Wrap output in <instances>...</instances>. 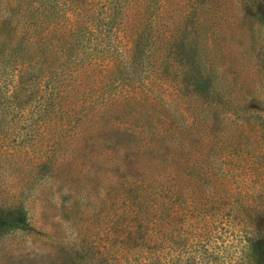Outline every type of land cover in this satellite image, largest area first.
I'll return each instance as SVG.
<instances>
[{
    "label": "rangeland",
    "instance_id": "374dc122",
    "mask_svg": "<svg viewBox=\"0 0 264 264\" xmlns=\"http://www.w3.org/2000/svg\"><path fill=\"white\" fill-rule=\"evenodd\" d=\"M162 1L131 0L129 8L135 15L144 10L163 15ZM52 2L43 0L36 10V0H0L4 38L8 34L14 41L33 27L41 43L27 60L36 64L23 65L16 76L17 66H0V206L20 204L28 220L27 228L0 234V264H147V258L155 264H264V251L249 247L264 239V138L259 140V129L248 124L233 142L221 143L216 136L232 128L222 116L229 109L221 112L213 130L217 143L198 148L193 142L186 167L185 162L180 166L186 171L184 186L174 185L163 196L170 203L166 213L173 228L165 235L144 233L127 219L124 209H130L116 203L110 190L107 143L127 136L115 127L124 121L132 127L156 125L158 100L145 96L142 87V98L120 99L126 86L136 83L127 80L129 69L117 47L104 57L91 50L98 60H119L116 68L94 66L85 75L74 73V33L62 31L66 20L60 17L74 16V0H54L57 18L45 16ZM198 3L202 25L196 31ZM38 8L43 12L39 25ZM262 8L264 0H169L170 25L156 23L155 44L167 57L152 65L148 56L131 64L137 75L154 80L155 94L168 92L169 100H176L170 104L187 108L186 113L191 103L178 95L208 64L215 81L224 79V88H215L233 95L232 106L244 107L242 94L257 100L264 94V22L255 18ZM165 34L169 38L163 45ZM144 43L141 50H149ZM13 87L17 92L11 101ZM231 113L240 119L242 110ZM217 203L219 210L210 209ZM115 211L124 216L112 217Z\"/></svg>",
    "mask_w": 264,
    "mask_h": 264
},
{
    "label": "trees",
    "instance_id": "16d2710c",
    "mask_svg": "<svg viewBox=\"0 0 264 264\" xmlns=\"http://www.w3.org/2000/svg\"><path fill=\"white\" fill-rule=\"evenodd\" d=\"M42 2L43 0H36L34 3L36 8L34 9L37 10ZM130 2L131 0H74V16L71 14L60 15L66 20L62 31L71 35L74 33V73L85 72V75L94 66H99L100 71L116 68L119 65V60L115 63L116 59L98 60L93 57L91 50L94 52L98 49L101 53L99 55L104 57L114 47H117L116 49L123 56L121 60H125L124 64L127 70L129 69L127 80L132 77L136 83L134 86H126L125 91L119 94L120 99H125L126 103L130 98H142V88L145 90V96L149 99L157 98L159 103L157 124L150 126V124L142 123L132 127L129 122L124 121L123 126H115L116 128H123L127 136L109 140L107 155L112 170L110 190L116 195V203L130 209L123 208L124 212L129 215L127 219L131 222L134 221L144 233L157 232V235H165L169 233L170 226L173 224L170 223L171 213L170 220L166 213L170 203L163 199V196L170 195L171 187L174 185L176 188L179 185L184 186L187 154L192 143H197L198 148L206 147L212 141L217 143L213 130L220 121V113L225 112L226 109L231 112L239 109L242 110V114L238 116L241 117L240 119H236V116L229 111L222 114L225 119L232 122V128L229 132H225V135L216 136L219 142L229 140L233 142L237 133L248 124L255 130L259 129V140L264 138V108H262L264 106V94L258 95L261 98L259 100L250 94H242L241 103L244 107L232 106L233 95L215 88H224V79L222 78L223 82L215 81L216 76L210 73L211 67L206 64L202 66L196 76L188 80L189 90L185 94L178 95L180 101H186L188 105L191 103V106L188 107L192 114L186 113L187 108L172 106L170 102L176 100L170 101L168 92L161 96L155 94L152 88L154 80L150 76L137 75V68L131 64L137 61L138 64L143 62V58L146 56H148V61H152L150 65L154 61L156 63L162 62L167 57L166 54L163 56L161 51L157 50L158 47L155 44L156 39H158L156 23L165 22V28L170 25L168 15L165 13V10L168 11L169 0L162 1L164 5L163 15H147L146 10L144 13L135 15L131 13L132 10L129 8ZM200 4L202 3H198L196 7L195 16L200 15L196 23V31L202 25L201 13L197 12H201ZM55 6L53 0L51 7L44 11L45 16L57 18ZM38 9L37 20H39V25L43 12L41 8ZM255 18L259 23L264 22L263 8L257 10ZM2 28L3 24L0 21V31ZM146 28L148 30H145ZM168 38V34H165L161 44L164 45ZM86 42L90 43L86 44ZM143 42L148 49L150 47L149 50H146L147 48L141 50L140 46ZM40 45V36L33 27L23 29L14 41L10 35L7 34L4 38L0 33V66L4 68L7 66V69L17 66L14 73L16 76V73L23 72V65L36 64V62H28L27 60L32 57L29 55L31 49L37 51L40 49ZM166 49L168 50V45ZM87 56H89V61L86 62ZM103 68H107V70ZM130 68L133 69L130 70ZM250 83L253 84V81L251 80ZM16 92L17 89L13 87V91L8 94L11 101L15 100ZM257 103H262V106L256 107ZM113 111L115 115L121 116L120 110L113 108ZM100 113H106V117H110L105 110H100ZM190 115L192 116L188 120ZM37 117L33 120L38 119ZM194 119L196 120L193 121ZM237 120L245 122H237ZM193 136L200 137L194 139ZM183 162H185V167L180 168ZM209 173L212 176L214 171L210 169ZM184 198L181 197L180 202L191 207L190 203L184 201ZM218 203L211 205L210 209L219 210L220 205ZM124 212L120 211L117 214L115 211L112 213V217L118 215L123 217ZM185 214H191V211H186ZM27 227L26 210L22 205L18 204V206L7 209L0 206V234ZM249 247L256 253L264 251V239L257 242L252 241ZM146 261H148L147 264H155L154 258H147Z\"/></svg>",
    "mask_w": 264,
    "mask_h": 264
}]
</instances>
